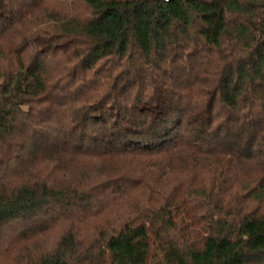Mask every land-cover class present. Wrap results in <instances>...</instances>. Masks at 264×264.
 Wrapping results in <instances>:
<instances>
[{"label": "trees", "instance_id": "1", "mask_svg": "<svg viewBox=\"0 0 264 264\" xmlns=\"http://www.w3.org/2000/svg\"><path fill=\"white\" fill-rule=\"evenodd\" d=\"M0 264H264V0H0Z\"/></svg>", "mask_w": 264, "mask_h": 264}, {"label": "rangeland", "instance_id": "2", "mask_svg": "<svg viewBox=\"0 0 264 264\" xmlns=\"http://www.w3.org/2000/svg\"><path fill=\"white\" fill-rule=\"evenodd\" d=\"M138 194L137 192L134 193L133 195H128L124 198L123 202L122 201H117V202H114L113 205L114 206H110V207H106V208H102L101 210H103L101 212V215H100V218H108L112 215V211H122L124 210V216L128 215L130 212H129V208H132L131 205L135 204L137 199H138ZM122 202V203H120ZM95 222L93 223H88V225L86 226H94ZM84 225V227H86ZM59 228H53L51 231L48 232V234L41 239V241H44L46 244H51L52 243V240L55 239L57 237V235L59 234ZM91 230L93 231V229L91 228Z\"/></svg>", "mask_w": 264, "mask_h": 264}]
</instances>
